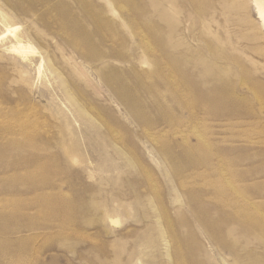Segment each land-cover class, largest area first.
<instances>
[{"label":"rangeland","instance_id":"rangeland-1","mask_svg":"<svg viewBox=\"0 0 264 264\" xmlns=\"http://www.w3.org/2000/svg\"><path fill=\"white\" fill-rule=\"evenodd\" d=\"M0 264H264L255 0H0Z\"/></svg>","mask_w":264,"mask_h":264},{"label":"bare ground","instance_id":"bare-ground-1","mask_svg":"<svg viewBox=\"0 0 264 264\" xmlns=\"http://www.w3.org/2000/svg\"><path fill=\"white\" fill-rule=\"evenodd\" d=\"M255 2H256V7H257V13H258V15H259V17H260V19H261V21H262V24H263V26H264V2H261V1H259V0H255ZM14 29H16V28H14ZM8 30H9V28H8ZM7 30V31H8ZM11 30H13V29H11ZM10 30V31H11ZM14 32V31H13ZM16 35V34H15ZM255 37V36H254ZM15 40H16V43H17V46H15L14 48L16 49V50H19V51H24L25 49H26V46L24 45V43L22 42V40L19 38V37H15ZM11 45H13V44H11ZM28 45H30V44H28ZM29 47V46H28ZM30 50H32V47H31V49H29V51ZM27 51V50H26ZM40 65V64H39ZM40 67V66H39Z\"/></svg>","mask_w":264,"mask_h":264}]
</instances>
